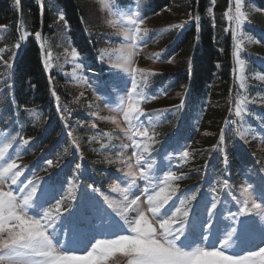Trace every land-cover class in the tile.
Wrapping results in <instances>:
<instances>
[{"label":"rangeland","instance_id":"1","mask_svg":"<svg viewBox=\"0 0 264 264\" xmlns=\"http://www.w3.org/2000/svg\"><path fill=\"white\" fill-rule=\"evenodd\" d=\"M27 1L19 0L17 3V0H12L14 9L16 7L15 12L0 21V65L6 63L9 65L4 58L19 52L26 44L28 36L35 37V33L40 32L41 38L35 39L41 48L45 69L50 75L54 73L50 76V83L54 87L64 85L70 93L71 108L63 101L59 103L62 95H58L54 89L55 113L62 121V129L67 133V139H70L76 153L77 140L80 142L86 137L96 139L97 147L105 152V164L108 166L101 170L104 176L100 178V182L96 181L97 177L90 168H77L79 162L75 168L56 171L58 175L52 176L49 174L51 171L47 170L50 168L48 161L51 160L48 156L40 154L38 160L31 158V163L38 165L34 167L33 164L29 168L31 163L24 161L23 155L35 150L36 142L33 136L24 135L18 140L19 145L14 144L16 126L8 127L9 124H6L2 127L0 124V149L8 145L4 157L0 158V164L14 160L17 164L14 171H21L17 184L13 185L9 180L0 187L5 191L11 190L18 198H22L26 193H21L20 189L29 181L36 184L38 193L41 188H49L54 184L55 187L51 189L40 214L46 210L55 214V205L60 202L61 219L56 222V230L59 239L66 241L68 249L75 255L85 254L86 242L82 233L86 231L94 230L92 234L95 239H104L107 237L100 233L109 230V225L115 230H118L119 225H124V232L121 234H127V225L120 215L123 214L122 202L125 195L129 201L139 197L140 210H146L145 201L154 190L167 187L170 194L171 188L178 186L175 196L166 207H171V211H175V208L181 206L182 200L195 195V199L186 206L189 216L205 221V229L214 224L216 227L213 231L219 229L218 234L222 236L226 228L239 229L240 221L246 218L239 212L244 207L245 197L242 192L247 189L250 194L248 207L251 208L252 202L261 205L259 210L246 214L255 221L253 247L260 245V241L264 239L261 231L264 229V217L259 214L264 211V0H241L240 10L242 8L241 12L247 19L238 36L233 37L234 45L242 41L239 59L243 60L244 64L237 63L234 46L235 109L234 115H231L232 120L224 121V128L231 129L233 133L228 141L232 142L236 155L230 160L227 158L228 162L224 159L219 168L215 167V163L212 165L208 163L197 174L178 171L181 163H184L183 152L188 151L187 145L183 146L180 140L179 145L173 149L172 141L168 144L164 137L167 130L174 133V136H178L182 130L181 121L178 120L180 116L176 115L177 118L169 119V112L166 109L168 105L164 104L162 98L158 102V96L167 93L169 84L162 73L164 70L172 73L176 69V60L170 61L163 58L164 53L161 55V52H168L169 35L163 34L162 24H157L159 20L157 13L149 11L148 4L151 0H132L127 5L120 4L118 0H110L112 14L103 6L102 0H76L82 11L81 19L85 32L92 35L96 42L93 52L96 61L99 66L105 67L99 68L98 71L95 70V65L91 66L94 62L86 58V53H81L74 47L58 0H33L39 7L38 23L41 26L38 29L34 28L32 23H28L29 15L25 5ZM238 2L231 0L229 15L235 14ZM45 10L50 11L51 19L48 22L49 29L42 32ZM122 13L133 14L134 18L142 17L144 23L141 28L148 29L147 37L142 42H137L133 49L134 54L127 71L113 67L118 56L116 50L130 44V41L120 34L124 27H130L120 20ZM109 21L118 23L114 27ZM13 23L16 24V28ZM18 27L19 36L16 40L14 31H17ZM233 27L234 23L231 30ZM24 33L28 35L21 40L20 36ZM73 50L77 52L75 57L72 56ZM131 68L145 69L148 73L147 80H142V74L132 72ZM2 78L3 76H0V81ZM133 80L137 86L136 91L147 97L146 100H141L140 96L134 99L140 101V107L148 114L140 118L142 123L139 126L148 130L151 140L147 137L134 136L136 123L129 124L123 119V107L133 91ZM4 95L5 92L2 93V97ZM238 103L243 108L241 116L236 115ZM40 115L39 110H27L25 122L37 126L35 122ZM75 116L86 118V126H83L81 120H77ZM113 118L116 122H113ZM2 120L8 121V118L3 117L0 107V122ZM72 124L78 128L76 126L72 128ZM21 129L26 131L30 128L22 125ZM85 131L89 133L85 134ZM240 132L244 133V139L240 138ZM25 140L28 141L27 144L24 143ZM145 144L148 145L147 152L143 150ZM133 153H137L143 159L138 162ZM129 165L137 173L145 172L147 178L141 179L138 175L133 186L131 184L133 177L127 175ZM42 168L46 169L45 175H37ZM168 172L183 178L161 183ZM186 179L189 184L183 183ZM212 203L216 204L215 209H212ZM29 214H35V210H30ZM126 214L134 219L137 213L130 210ZM88 247L90 248V245ZM0 264H9V261L5 258L0 260ZM108 264H126V257L114 252L109 257Z\"/></svg>","mask_w":264,"mask_h":264},{"label":"trees","instance_id":"2","mask_svg":"<svg viewBox=\"0 0 264 264\" xmlns=\"http://www.w3.org/2000/svg\"><path fill=\"white\" fill-rule=\"evenodd\" d=\"M118 1L123 5L132 2ZM238 1L242 7L241 0ZM58 2L74 47L79 52L86 53V58L94 62L91 66L95 65L96 71L99 68L105 69L96 61L93 53L96 42L92 35L85 32L81 19L82 11L76 0ZM25 5L29 15L28 23H32L33 27L38 29L41 26L38 23V4L28 0ZM231 5V0H151L148 4L149 11L157 13L159 17L157 24L163 25V34L169 35L168 52H161V55L164 53L163 58L174 62L176 60V69L172 73L167 70L162 73L169 84L167 93L158 96V102L162 98L164 104L168 105L166 109L169 112V119L177 118L176 115L180 116L178 120L182 125L181 133L174 136V133L167 130L164 137L168 144L172 141L173 149L179 145L180 140L183 146L187 145L189 156L183 157L184 163H181L182 166L178 170L184 173H200L208 163L209 165L215 163V167L219 168L224 159L230 160L236 155L232 142L228 141L233 133L231 129L224 128V121L232 120L231 115H234L235 109L236 76L233 58L235 45L231 30L233 22L230 23L224 15L230 11ZM15 10L12 0H0V21L13 14ZM49 12L44 11L42 32L49 29L48 22L51 19ZM182 23L185 25L183 29L173 27ZM13 25L16 28V24ZM14 32L17 40L19 27ZM4 60L9 62V65L7 63L0 65V72L2 71L0 76H3L0 81L2 91L0 107L3 117L8 118V121L2 120L0 124L2 127L6 124H9L8 127L16 126L14 144L19 145L18 140L24 135L33 136L36 148L23 155L24 161L29 164L31 158L38 160L39 154L48 156L52 164L47 170L51 171L49 174L52 176L58 175L56 171L75 168L79 162L80 167L90 168L97 177L96 181L100 182V178L104 176L101 170L108 166L105 164V152L97 147L96 139L88 137L82 138L80 142L76 141L78 153L73 150L67 133L62 129V121L55 113L54 89L58 95H62L59 103L63 101L69 106L72 102L69 99L70 93L66 86L54 87L50 83V76L54 73L50 75L45 69L41 48L34 35L27 37L26 44L19 52L9 55ZM30 109L41 112L35 122L37 126L25 122V113ZM75 118L86 126V118L77 116ZM21 124L30 129L22 131ZM75 126L72 124V128ZM84 133L87 134L89 131ZM169 133L172 135L168 136ZM33 164L34 162L28 167H32ZM37 165L35 163L34 167ZM45 172L46 169L42 168L37 175H45ZM183 183L189 184L187 179Z\"/></svg>","mask_w":264,"mask_h":264},{"label":"snow or ice","instance_id":"3","mask_svg":"<svg viewBox=\"0 0 264 264\" xmlns=\"http://www.w3.org/2000/svg\"><path fill=\"white\" fill-rule=\"evenodd\" d=\"M102 4L112 14L110 0H102ZM224 15L234 23L232 35L236 38L247 19L246 15L240 11L239 2L234 15H229L228 12H225ZM120 20L130 26L124 27L120 32L126 40L130 41V44L116 50L118 56L113 67L127 71L134 54L133 49L137 42H142L147 37L148 29H142L143 18L139 16L134 18L133 14L122 13ZM109 23L115 27L118 21H109ZM184 26L182 23L173 27L183 29ZM27 35L28 33H24L20 39L24 40ZM35 37L39 40L41 33L36 32ZM235 49L237 63L243 65L244 61L239 59L242 41L235 44ZM76 55L77 52L73 50L72 56ZM131 71L142 74L141 78L144 81L148 78L145 69L131 68ZM133 84V91L129 94L127 104L123 107V119L129 124L136 123L134 136L147 137L151 140L148 130L141 129L139 126L142 123L140 118L148 114L140 107V101L134 99V97L140 96L141 100H146L147 97L141 96V93L136 91L135 80H133ZM242 113L243 108L238 103L236 115L241 116ZM113 122H116L114 118ZM117 127H119L118 123ZM239 135L241 139L245 138L243 132H240ZM24 143L27 144L28 141L25 140ZM7 147L8 145H5L4 149H0V158L4 157ZM143 150L148 151L147 144L144 145ZM133 155L137 157L138 162L143 159L137 153H133ZM188 156V151H184L183 157ZM48 164L51 166L52 162L48 161ZM79 167L78 164L77 168ZM14 169H17L14 160L10 163L0 164V185L9 180L11 184H17L21 171H14ZM127 175L133 177L131 181L133 186L135 177L138 175L141 179L147 178L145 172L137 173L132 170L131 165L128 167ZM182 178V176L168 172L165 180L161 183ZM54 187L53 184L49 188H41L38 193L36 184L29 181L20 189L21 193H26L22 195V198H18L11 190L5 191L0 187V260L7 258L9 264H108L112 253L118 252L126 257V264H264V246H261L264 245V239L260 241V245L253 247L252 234L255 230V221L246 215L250 211L259 210L261 205L252 202L251 208L248 207L250 194L247 189L242 192L245 197L244 207L239 212L246 218L240 221L239 229L228 230L226 228L222 236L218 234L220 233L219 229L213 231L216 227L214 224L205 229V221L189 216L186 206L195 199V195L182 200L181 206L175 208V211H171V207H166L175 196L178 186L172 187L170 194L167 187L158 186V191L154 190L153 194L147 196L146 210H140L139 197L129 201L125 195L122 202L123 214H118L127 225V234H121L124 232V225H119L118 230L109 225V230L100 233L107 237L104 239H95L92 234L94 230L86 231L82 233L83 240L86 242L85 254L75 255L68 249L67 242L59 239L56 230V222L61 219L60 202L58 201L55 205V214L48 210L43 211L42 215L40 214V210L47 203L46 198ZM115 187L114 185L113 188ZM211 207L215 209L216 204L212 203ZM33 209L35 214L30 215L29 211ZM130 210L137 213L134 219L129 218L126 214ZM259 214L264 217V211ZM208 219L210 221L211 216ZM261 231L264 234V229ZM112 236L115 238H111ZM93 240H95L94 243Z\"/></svg>","mask_w":264,"mask_h":264}]
</instances>
